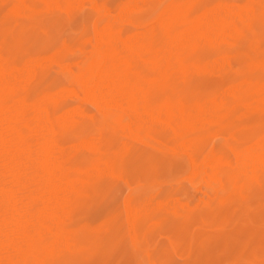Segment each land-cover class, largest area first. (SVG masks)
<instances>
[{
	"label": "bare ground",
	"instance_id": "obj_1",
	"mask_svg": "<svg viewBox=\"0 0 264 264\" xmlns=\"http://www.w3.org/2000/svg\"><path fill=\"white\" fill-rule=\"evenodd\" d=\"M83 7L81 43L25 47L32 19ZM0 8V264H50L79 247L85 199L102 180L138 176L150 144L219 136L228 147L190 157L193 172L264 188V0ZM222 71L231 73L223 82L191 88ZM127 199L133 226L184 202L157 188Z\"/></svg>",
	"mask_w": 264,
	"mask_h": 264
},
{
	"label": "rangeland",
	"instance_id": "obj_2",
	"mask_svg": "<svg viewBox=\"0 0 264 264\" xmlns=\"http://www.w3.org/2000/svg\"><path fill=\"white\" fill-rule=\"evenodd\" d=\"M86 11V7L74 8L35 17L26 25L29 30L22 32L25 47L35 50L63 41L78 45L84 37ZM230 74L196 77L191 88L217 85ZM222 142L214 136L190 145L165 141L147 146L148 161L138 176L127 182L102 180L85 199L74 220L81 227L79 247L50 264H264V188L222 187L191 168L190 157L222 151L228 147ZM148 188L183 196V206L133 226L125 203Z\"/></svg>",
	"mask_w": 264,
	"mask_h": 264
}]
</instances>
